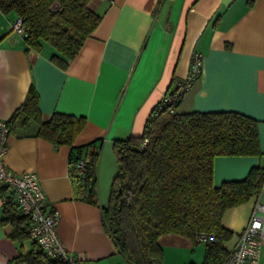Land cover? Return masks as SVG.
Here are the masks:
<instances>
[{
  "label": "crops",
  "instance_id": "1",
  "mask_svg": "<svg viewBox=\"0 0 264 264\" xmlns=\"http://www.w3.org/2000/svg\"><path fill=\"white\" fill-rule=\"evenodd\" d=\"M88 7L101 15L100 22L66 67L52 61L56 50L49 42L34 48L12 29L14 11L0 10L1 118L21 107L33 85L42 121L54 112L84 117L73 144L98 138L104 148L112 147L115 138L142 134L154 105L188 75L198 52L201 72L176 111L234 110L258 120L261 154L214 157V184L264 166V0H89ZM35 130L30 121L9 133L6 167L36 174L47 208L59 213V237L79 264H131L104 227L106 190L97 188L96 202L82 198L69 171L71 146L56 145ZM252 204L253 197L224 211L221 222L232 231L225 249L234 245ZM13 228L0 222V264H12L33 247L29 236L12 237ZM158 243L163 264H202L203 242L168 232ZM259 261L264 263V240Z\"/></svg>",
  "mask_w": 264,
  "mask_h": 264
},
{
  "label": "trees",
  "instance_id": "2",
  "mask_svg": "<svg viewBox=\"0 0 264 264\" xmlns=\"http://www.w3.org/2000/svg\"><path fill=\"white\" fill-rule=\"evenodd\" d=\"M89 0H0V10L14 11L23 21L29 46L49 42L56 50L53 62L66 67L101 15L88 7ZM172 78V82L174 81ZM171 85L164 94H172ZM169 110L159 100L146 119L140 136L112 140L117 170L111 179L102 221L116 248L131 264H163L158 237L173 232L195 243H204L202 264H221L228 256L223 242L232 231L221 222L224 211L246 202L260 190L264 166H252L242 179L213 181V160L218 155H260L258 120L234 110L188 112ZM36 123L35 133L50 142L71 146L69 171L82 198L96 202L101 139L74 145L84 117L54 112L42 121L39 95L33 85L24 102L7 119L9 131L16 125ZM84 160L80 174L73 164ZM9 198L0 222H10L12 237L28 236L29 220L17 213ZM18 210V209H17ZM201 233L211 239L197 241ZM12 264H64L45 254L33 241Z\"/></svg>",
  "mask_w": 264,
  "mask_h": 264
},
{
  "label": "built area",
  "instance_id": "3",
  "mask_svg": "<svg viewBox=\"0 0 264 264\" xmlns=\"http://www.w3.org/2000/svg\"><path fill=\"white\" fill-rule=\"evenodd\" d=\"M12 29L26 35L23 21L16 17ZM202 69V55L194 53L190 60L188 75L178 82L172 94L162 95L161 100L169 104L174 111L175 104L197 78ZM7 120L0 117V206L12 198L18 211L29 220L28 236L48 256L61 260L64 264H79V261L68 253L61 241L57 225L59 213L56 209L47 208L46 197L41 189L36 174L32 171L15 173L6 167L4 155L7 151L9 136ZM84 160L79 159L73 164L75 174H80ZM212 235L201 233L197 241L211 239ZM264 240V180L260 190L253 195V204L246 225L238 232L234 245L228 250V256L221 264H264L259 261V253Z\"/></svg>",
  "mask_w": 264,
  "mask_h": 264
},
{
  "label": "rangeland",
  "instance_id": "4",
  "mask_svg": "<svg viewBox=\"0 0 264 264\" xmlns=\"http://www.w3.org/2000/svg\"><path fill=\"white\" fill-rule=\"evenodd\" d=\"M104 143L101 145L99 163H98V178H97V188L99 192L106 190L108 196V190L110 187L111 179L115 175L117 170V165L115 157L113 154L112 147L107 144V148H104ZM106 149L108 152H106ZM109 153V159L106 157ZM102 195V193H101ZM102 197V196H101ZM108 197H106L107 200Z\"/></svg>",
  "mask_w": 264,
  "mask_h": 264
}]
</instances>
